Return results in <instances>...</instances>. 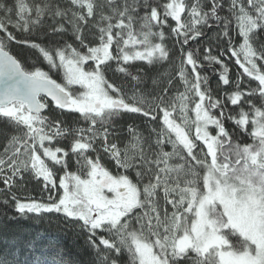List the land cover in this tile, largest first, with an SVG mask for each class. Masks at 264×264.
I'll list each match as a JSON object with an SVG mask.
<instances>
[{
  "label": "snow or ice",
  "instance_id": "6c2138e0",
  "mask_svg": "<svg viewBox=\"0 0 264 264\" xmlns=\"http://www.w3.org/2000/svg\"><path fill=\"white\" fill-rule=\"evenodd\" d=\"M0 33V204L84 238L71 252L5 235L0 264H264V0H0ZM127 114L148 135L128 124L120 147ZM33 181L46 198L20 195Z\"/></svg>",
  "mask_w": 264,
  "mask_h": 264
},
{
  "label": "trees",
  "instance_id": "16d2710c",
  "mask_svg": "<svg viewBox=\"0 0 264 264\" xmlns=\"http://www.w3.org/2000/svg\"><path fill=\"white\" fill-rule=\"evenodd\" d=\"M171 23V21H170ZM3 34L0 33V36ZM39 35V33H37ZM21 38V37H18ZM33 38H36L35 36ZM71 39V37H69ZM43 41L44 43H47V39H45L43 36H40V40L37 42ZM202 43V42H201ZM169 44L171 42L169 41ZM192 46H199V45H192ZM11 51L13 54H15L19 59H21L22 62L26 63V65L31 66V64L35 63L37 66L47 69V65L41 60L38 59V54L34 50H30L26 47L20 46L18 44H11L10 45ZM173 59L176 58V53H173ZM228 62V61H226ZM229 68H230V78L236 74V72L240 71L238 69V66L235 65L234 61L228 62ZM136 68H143V70L149 75H154L157 72H164L166 69H169V66L167 64H164L163 66L159 67H150L146 65L144 62H137L133 67V72H135ZM203 74H207L210 78V85L213 89H216L218 85V77L217 75L212 71L211 68L205 67ZM52 75L53 79H56L57 82L63 83L62 75L58 72L50 73ZM109 80H111L114 83H121V77L119 74H113L112 72L107 73ZM128 88H131L132 82L129 79L126 81ZM255 86L254 84L252 85ZM146 87H151V82L146 85ZM219 95V93H217ZM256 102V101H254ZM53 105L49 104V109L46 110L45 114L55 117L56 111H52ZM78 116V114H76ZM65 119H67L69 122L73 120V116H65ZM121 126V133L124 134L125 131H127V125L131 124L132 126H136L138 123L136 121V117L134 115H124L121 120L118 122ZM229 130L231 131L233 128V125L231 123H228L226 125ZM145 132L147 131V127L142 128ZM249 130L251 128L249 127ZM13 128L10 127L6 122L0 121V150H2V147L4 143L7 140L8 134L13 133ZM121 133H120V144H121ZM235 139V137H234ZM242 142H251V139L244 135L241 137ZM59 146L67 148V143H61ZM120 147H123L120 145ZM170 151V146L166 149ZM69 163V170L75 171V165L73 162ZM108 162V161H107ZM115 172V171H114ZM62 175V173H60ZM2 187V185H0ZM22 196H30L35 197L37 199H40L41 196H44L46 198L47 193L42 192V185L33 181L32 183L28 184L26 191L20 193ZM2 199V197H0ZM7 216V218H5ZM75 228L74 226L67 225L64 221L61 214H47L42 219L37 218H20L17 217L15 214L14 209L9 208L8 206L0 204V246L2 244H10L12 243V240L5 239V235L8 237H13L16 233H22L24 238L27 240H31L35 238L40 245L47 244L48 242H52L53 244L56 243V241H60L64 248H66L68 251L71 252H78L83 251V244H84V238L81 236L77 238V236L74 234ZM42 251L49 254V259H51L55 255V249L52 250V252H49L48 248H42ZM16 255L19 257V251H17ZM90 255V253H88ZM123 264V261H122Z\"/></svg>",
  "mask_w": 264,
  "mask_h": 264
},
{
  "label": "flooded vegetation",
  "instance_id": "af4514ba",
  "mask_svg": "<svg viewBox=\"0 0 264 264\" xmlns=\"http://www.w3.org/2000/svg\"><path fill=\"white\" fill-rule=\"evenodd\" d=\"M130 115H134V116L136 117V121H137V123H138L136 126H133V127L137 128L139 131L143 132V133L145 134V136H147V135H148V132H147V131L145 132V131L142 129V128H144V127H147V125H148V121L146 120V118H144L143 116H141V115H139V114H130ZM128 139H129V136H128L127 131H125L124 134L121 133V144H120V145L124 146V143H125ZM170 150H171V147H170ZM107 161H108V160H106V159L104 160L106 166L109 167L110 170L115 171V169H114V167H113V164H112L110 161H108V162H107ZM133 179H135L134 176H133Z\"/></svg>",
  "mask_w": 264,
  "mask_h": 264
},
{
  "label": "water",
  "instance_id": "95a60500",
  "mask_svg": "<svg viewBox=\"0 0 264 264\" xmlns=\"http://www.w3.org/2000/svg\"><path fill=\"white\" fill-rule=\"evenodd\" d=\"M49 100H50V98H49ZM46 111V110H45Z\"/></svg>",
  "mask_w": 264,
  "mask_h": 264
},
{
  "label": "rangeland",
  "instance_id": "374dc122",
  "mask_svg": "<svg viewBox=\"0 0 264 264\" xmlns=\"http://www.w3.org/2000/svg\"><path fill=\"white\" fill-rule=\"evenodd\" d=\"M182 90V89H181Z\"/></svg>",
  "mask_w": 264,
  "mask_h": 264
}]
</instances>
